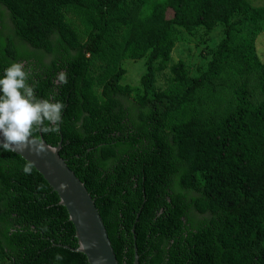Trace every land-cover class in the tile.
<instances>
[{
	"label": "trees",
	"instance_id": "1",
	"mask_svg": "<svg viewBox=\"0 0 264 264\" xmlns=\"http://www.w3.org/2000/svg\"><path fill=\"white\" fill-rule=\"evenodd\" d=\"M115 22L121 60L146 61L138 86L123 83L122 65L103 78ZM219 27L204 72L190 77L179 61L168 89L157 86L183 32ZM262 36L264 5L251 0H0V74L22 63L35 97L63 103L60 120L31 136L62 141L119 264H134L136 250L139 264H264ZM59 202L33 166L0 149V264H89Z\"/></svg>",
	"mask_w": 264,
	"mask_h": 264
},
{
	"label": "water",
	"instance_id": "2",
	"mask_svg": "<svg viewBox=\"0 0 264 264\" xmlns=\"http://www.w3.org/2000/svg\"><path fill=\"white\" fill-rule=\"evenodd\" d=\"M62 141L53 147L44 139L33 136L14 147L19 155L33 166L59 197V205L66 208L78 242L77 252L83 253L89 264H119L106 227L85 184L61 158ZM134 264H139L135 254Z\"/></svg>",
	"mask_w": 264,
	"mask_h": 264
},
{
	"label": "clouds",
	"instance_id": "3",
	"mask_svg": "<svg viewBox=\"0 0 264 264\" xmlns=\"http://www.w3.org/2000/svg\"><path fill=\"white\" fill-rule=\"evenodd\" d=\"M64 81V75L59 76ZM29 73L22 63L13 62L0 74V149L13 150L29 141L31 133L44 121L57 123L61 118L63 103L39 99L34 95V87L28 83ZM43 131L57 130L44 127ZM25 174L30 168L25 165ZM57 260L61 259L59 255Z\"/></svg>",
	"mask_w": 264,
	"mask_h": 264
},
{
	"label": "rangeland",
	"instance_id": "4",
	"mask_svg": "<svg viewBox=\"0 0 264 264\" xmlns=\"http://www.w3.org/2000/svg\"><path fill=\"white\" fill-rule=\"evenodd\" d=\"M251 1L256 6L264 5V0ZM65 15L69 19H74V16L78 15V13L71 7H69L66 9ZM77 23L78 21L74 19L73 25L75 27ZM123 29L124 26L118 22L111 24V30L107 35V43L105 44L104 48L108 55L106 62L109 64V71L103 78L106 79L109 75L112 76V73L116 72L119 66L122 65V67L127 71L123 83L138 86L140 85L141 77L146 72V61L126 60L123 62L121 60L120 53L126 39V33H124ZM222 31L223 27H219L206 36H203V29L195 31L192 35L183 32L182 41L177 43L172 53L171 62L168 68L165 71L158 72L157 86L160 88L168 89V87L170 86V83L168 81V78L170 77V66L174 63H178L179 61H183L185 63L190 77H197L200 75V73L204 72L205 66L209 61L206 51L210 48H215L216 45L222 40ZM80 35H82L80 36L81 39H85L87 31H82ZM259 40L261 41L262 45H264V41H262L264 40V36L260 37ZM261 58H263L264 60V56ZM178 91L181 92L182 89H178ZM228 94L229 91H226L221 95L223 104L224 102L226 103V97L228 96ZM193 108L194 107L192 105H188L184 111L185 113H192ZM184 117V114L177 113L175 116H172L171 119H174V121L170 122V124L173 125L175 123H179L183 120Z\"/></svg>",
	"mask_w": 264,
	"mask_h": 264
}]
</instances>
